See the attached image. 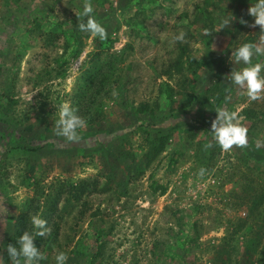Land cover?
<instances>
[{
    "label": "rangeland",
    "instance_id": "1",
    "mask_svg": "<svg viewBox=\"0 0 264 264\" xmlns=\"http://www.w3.org/2000/svg\"><path fill=\"white\" fill-rule=\"evenodd\" d=\"M256 2L91 0L108 33L101 41L78 29L84 0H0L5 264L30 200V216L58 233L40 264H56L58 252L66 264H264V99L250 101L228 76L245 66L232 52L262 35L239 22L253 23L248 8ZM225 18L233 20L217 31ZM180 32L184 41L171 43ZM180 45L199 67L164 76ZM88 96L80 141L56 136L60 105L79 114ZM226 96L248 130V146L228 152L211 132ZM174 116L179 121L166 127ZM81 185L75 199L71 189Z\"/></svg>",
    "mask_w": 264,
    "mask_h": 264
},
{
    "label": "clouds",
    "instance_id": "2",
    "mask_svg": "<svg viewBox=\"0 0 264 264\" xmlns=\"http://www.w3.org/2000/svg\"><path fill=\"white\" fill-rule=\"evenodd\" d=\"M94 7L91 0H84L81 16L86 17V21L78 24V29L89 34L92 40H106L107 30L101 23L97 22L94 15ZM248 15L253 18V23L248 24L246 20L239 22L249 27H259L262 35L256 43H244L235 52H232L234 62L245 65L238 71H231L228 75L232 83L238 89L244 90L242 94L246 95L250 101L264 99V61L253 64L254 57H264V0L257 2L248 8ZM235 19V17H233ZM233 19H223L221 30L228 27ZM209 34L208 32L205 35ZM185 33L180 32L173 36L171 43L183 42ZM113 95L118 93L113 90ZM229 96L225 97V105L218 108L215 119L211 122V132L213 139L221 150L228 152L234 147L246 148L248 146L247 128L241 124L242 117L236 111H229L227 101ZM87 127V120L78 114V109L65 102L59 107V116L55 122V135L62 136L67 142H79V130ZM213 144L209 142L205 148H212ZM205 170L201 169L203 174ZM31 224L37 229L36 235L44 237L50 233L47 221L41 215H33ZM35 237L29 232L21 234L15 245L7 246L8 257L11 264H40V261L47 257L39 250L34 243ZM68 256L65 252H58L55 261L56 264H66ZM0 264H5L4 258L0 256Z\"/></svg>",
    "mask_w": 264,
    "mask_h": 264
},
{
    "label": "trees",
    "instance_id": "3",
    "mask_svg": "<svg viewBox=\"0 0 264 264\" xmlns=\"http://www.w3.org/2000/svg\"><path fill=\"white\" fill-rule=\"evenodd\" d=\"M195 67L198 68L199 67V63L197 61V59L192 55V53H190L187 49V47L185 46H181L179 47V53L177 55V57L172 60L169 65L168 68L166 70V72L163 74L165 75H171V74H177V75H183L185 72H192L194 73V71H192L193 69L195 70ZM100 81V80H99ZM107 82V77L103 76L102 80L100 81V86L101 88L104 87L105 83ZM92 88L91 84L88 86V90H91L92 92ZM95 88H97V86H95ZM168 92L166 93V97L167 99H172L173 97V89L170 88L169 86H167ZM93 96V95H92ZM91 107H92V102H91V96H88L86 98V102H83V105L80 106V109H84L85 108V112H82L83 110H81L79 112V115L84 117L85 113L87 115L90 114L91 112ZM185 116V115H183ZM184 119V118H182ZM178 118H176L175 116L169 119L164 120V123L166 125V127H170L175 125L178 122ZM164 138H160L159 139V144H155L154 149H155V153H158L159 151H162L163 149V144H164ZM249 158H253L252 156H249ZM73 191V193L75 194L74 198L78 199V197L81 194H84L86 187L85 185H81L79 188H72L71 189ZM70 190V191H71ZM71 191V192H72ZM34 201L30 200L28 201L27 205L24 206V212H22L21 215H19V217L17 218L16 222H15V233L14 235L9 239L7 246L9 244L11 245H15L16 241L19 239V237L21 236L22 233L24 232H29L30 234H32L35 239H34V243L35 245L39 248V250L42 253H45V251L48 250V248H51L53 243L56 241L57 238V229L54 228L53 231H50V233L44 237H40L36 235L37 229H35L33 227V225L31 224V220L30 218L32 216H30L29 214V210L31 208H34ZM254 209H257L260 205V202L258 201H254L252 203ZM56 206V205H55ZM36 207V206H35ZM39 209L36 208V210ZM54 206L52 205L49 210H48V215H51V213H53ZM35 211V210H34ZM44 218H48L47 216ZM6 260L10 261L9 257H8V253H7V248H6ZM226 264V263H224Z\"/></svg>",
    "mask_w": 264,
    "mask_h": 264
}]
</instances>
